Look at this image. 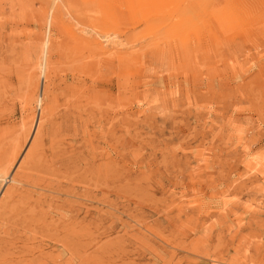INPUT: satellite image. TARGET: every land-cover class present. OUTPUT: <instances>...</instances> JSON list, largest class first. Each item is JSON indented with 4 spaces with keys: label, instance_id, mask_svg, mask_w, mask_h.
Masks as SVG:
<instances>
[{
    "label": "rangeland",
    "instance_id": "rangeland-1",
    "mask_svg": "<svg viewBox=\"0 0 264 264\" xmlns=\"http://www.w3.org/2000/svg\"><path fill=\"white\" fill-rule=\"evenodd\" d=\"M0 183V264H264V0H0Z\"/></svg>",
    "mask_w": 264,
    "mask_h": 264
},
{
    "label": "bare ground",
    "instance_id": "bare-ground-1",
    "mask_svg": "<svg viewBox=\"0 0 264 264\" xmlns=\"http://www.w3.org/2000/svg\"><path fill=\"white\" fill-rule=\"evenodd\" d=\"M3 180L1 179V182H2ZM1 184V183H0ZM1 185H3V184H1ZM1 187V186H0ZM1 189V188H0Z\"/></svg>",
    "mask_w": 264,
    "mask_h": 264
}]
</instances>
